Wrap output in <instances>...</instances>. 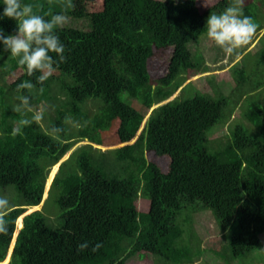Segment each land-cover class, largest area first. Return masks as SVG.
<instances>
[{"label":"trees","instance_id":"16d2710c","mask_svg":"<svg viewBox=\"0 0 264 264\" xmlns=\"http://www.w3.org/2000/svg\"><path fill=\"white\" fill-rule=\"evenodd\" d=\"M22 2L45 19L66 17L56 29L65 60L38 82L0 51V194L12 204L0 264H190L202 252L198 239L192 252L188 217L207 210L223 234L212 251L226 264L264 245V45L233 70L230 90L242 93L231 107L212 83L206 92L184 86L209 71L188 46L232 0L203 12L197 0ZM242 9L264 28V0ZM0 28L8 34L15 22ZM168 49L165 75L152 79ZM26 80L33 88L18 89ZM20 95L43 104L45 130L36 120L12 135ZM237 104L248 124L210 141ZM84 240L89 249L78 251Z\"/></svg>","mask_w":264,"mask_h":264},{"label":"clouds","instance_id":"9594fccd","mask_svg":"<svg viewBox=\"0 0 264 264\" xmlns=\"http://www.w3.org/2000/svg\"><path fill=\"white\" fill-rule=\"evenodd\" d=\"M243 0H232L220 12H210L204 22L205 37L221 49L224 54L232 55L261 33L251 16L244 15ZM11 19L15 22L14 31L5 34L0 28V51L16 58V62L28 76H33L38 82H43L54 73L59 64L65 60L64 44L56 29L66 21L63 14H54L49 19L33 13L31 4L22 0H0V20ZM257 30V31H256ZM260 38V37H259ZM18 89H31V80L21 81ZM19 102L14 105V111L19 119L12 127V135L22 132L23 127L42 118V110L33 111L29 116L25 107L31 108L28 95H20ZM12 204L8 195L0 194V234L9 232V213ZM21 220V219H20ZM101 247L100 242L91 245L90 251L95 252ZM89 249V241L84 240L77 245L78 251Z\"/></svg>","mask_w":264,"mask_h":264},{"label":"rangeland","instance_id":"374dc122","mask_svg":"<svg viewBox=\"0 0 264 264\" xmlns=\"http://www.w3.org/2000/svg\"><path fill=\"white\" fill-rule=\"evenodd\" d=\"M181 0H175L178 2ZM218 0H197V6L201 12L210 7L214 2ZM262 26L261 24L259 27ZM260 37V38H259ZM264 45V29L261 30V33L258 34L256 38L245 46H242L240 49L236 50L232 55H226L223 53L221 49L214 46L211 41H209L205 36H201L199 38L198 43H191L188 48L192 55L193 60H197L200 57H203L205 63L209 69L207 73L195 75L189 78L185 84L191 83L192 91L198 90L200 92H206L209 90L211 83L213 87H219V89L223 90L225 93V97L227 98V107H231L234 105V101L238 99L239 94L242 93L241 90H230L232 89V72L235 68L240 67L244 64V62H248L252 60V55L257 52ZM241 53V54H240ZM248 53V54H247ZM171 55V49L165 51L163 58L154 59L153 63L158 65V71H151V78L155 79L158 76L165 75L166 67ZM246 55H249L245 58ZM245 58V59H244ZM244 59V60H243ZM157 71V72H156ZM1 85V80H0ZM212 87V88H213ZM180 90V89H179ZM179 90L172 96L176 97L179 94ZM242 101L244 100L241 97ZM132 101V100H131ZM241 101V102H242ZM88 103H94V100H90ZM32 107H26V109L33 113L36 110H42L43 104L33 103L30 104ZM243 107V106H242ZM141 108V107H140ZM241 105L237 104L232 112L230 120L226 125H219L214 127L209 135L210 141H214L220 138L222 135L228 132V128L234 127L236 123L244 122L248 124L244 118L239 119L241 116ZM49 108H46V112H49ZM143 111V110H142ZM43 113V112H42ZM150 113V110L146 113L145 118ZM41 127L46 129V121L44 120V116L42 115L41 119L37 120ZM71 125V122H70ZM86 143V142H85ZM100 149H111L116 146L110 147H101L95 146ZM163 167V166H162ZM41 209V203L35 207H30V210ZM210 211H199L195 212V214H190L188 220L190 221L191 229L194 231V237L191 242H189L190 246H193V254L198 249L197 246H194L195 241L198 239L199 249L202 253H200L197 257L193 258L190 264H226L223 260L217 257L212 248H216L218 242L222 240V233L216 227V223ZM212 215V216H211ZM181 218V215L178 219ZM21 218L17 219L16 227L19 229L21 227ZM260 240L264 242V234L260 236ZM135 258V257H134ZM134 258L129 261L127 264H132ZM134 264H162L160 262H154L152 257H143L138 258L134 261ZM229 264V263H228ZM230 264H264V245L259 247L257 250L252 251L250 254L246 255L242 259H238L237 261H233Z\"/></svg>","mask_w":264,"mask_h":264},{"label":"bare ground","instance_id":"6f19581e","mask_svg":"<svg viewBox=\"0 0 264 264\" xmlns=\"http://www.w3.org/2000/svg\"><path fill=\"white\" fill-rule=\"evenodd\" d=\"M20 220V219H19Z\"/></svg>","mask_w":264,"mask_h":264}]
</instances>
